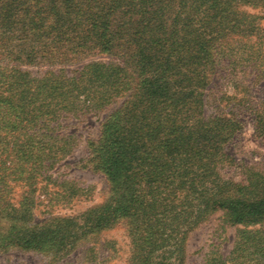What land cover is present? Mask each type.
I'll return each mask as SVG.
<instances>
[{"label":"rangeland","instance_id":"obj_1","mask_svg":"<svg viewBox=\"0 0 264 264\" xmlns=\"http://www.w3.org/2000/svg\"><path fill=\"white\" fill-rule=\"evenodd\" d=\"M153 4L158 35L147 0L115 3L110 55L24 65L16 38L0 49V264H264L262 224L190 216L203 184L264 199V0Z\"/></svg>","mask_w":264,"mask_h":264},{"label":"trees","instance_id":"obj_2","mask_svg":"<svg viewBox=\"0 0 264 264\" xmlns=\"http://www.w3.org/2000/svg\"><path fill=\"white\" fill-rule=\"evenodd\" d=\"M154 1L147 0L146 8L151 7L152 13L149 15L154 21L148 22L145 29L149 28L152 30L151 34L158 35L159 32L155 29L162 23V18L160 9L153 4ZM115 3L119 5L121 0H0V41L1 38L4 41L0 43L2 44L0 49L13 55L9 52L11 48L7 42L16 38L14 41H18L19 45L13 47V50H16L15 60L24 65L37 64L39 58L48 61L49 65H54L73 64L98 55L101 51L110 55L114 44L124 41V37L115 34L124 25L119 22L121 20L124 23L123 18L114 19L115 15L118 16ZM124 13V18L127 13L130 14L129 11ZM139 22L140 19L134 24L141 26L142 23ZM27 47L29 49L26 51ZM98 50L100 53L96 52ZM103 68L104 66L98 64L89 67V70L93 69V73L95 72L93 78L97 82L114 77L112 71L104 74ZM231 137L232 134L226 135L225 142ZM136 139V136L128 135L133 147L141 146L142 142ZM221 145L222 141L220 146L211 149L197 144L191 151L187 149L186 153L190 156L186 161L190 160L192 165L196 162L201 163L203 158L212 161L223 152ZM180 169L182 172L187 169L190 171L191 166L184 164ZM202 187L204 184L196 188V198L190 203L193 210L190 216L193 217L195 225L207 216L209 210L220 208L226 212L232 225L260 223L264 226V199L257 195L258 199L253 200L250 194L254 191L252 187H239L236 190L231 182L212 184L208 191L206 189L200 191ZM260 191L264 193V186ZM28 237L23 236L20 241L28 244L30 239Z\"/></svg>","mask_w":264,"mask_h":264}]
</instances>
